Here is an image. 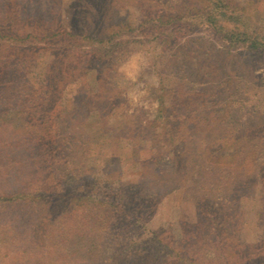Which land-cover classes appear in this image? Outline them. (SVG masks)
I'll use <instances>...</instances> for the list:
<instances>
[{
    "label": "rangeland",
    "instance_id": "obj_1",
    "mask_svg": "<svg viewBox=\"0 0 264 264\" xmlns=\"http://www.w3.org/2000/svg\"><path fill=\"white\" fill-rule=\"evenodd\" d=\"M205 1L0 0L15 2L19 20L46 19L103 42L81 38L75 75L55 72L64 119L56 141L41 140L60 150L12 134L18 117L11 128L0 120V158L12 159L0 196L44 183L90 201L42 230L39 213L0 206V264H142L147 256L151 264H264V43L254 51L228 42L206 22ZM246 1L255 7L237 30L263 37L264 0L233 2ZM193 6L166 26L148 20ZM36 40L1 59L9 90L46 87L49 66L69 47ZM0 90L3 118L22 95ZM111 190L121 204L150 200L149 220L112 229Z\"/></svg>",
    "mask_w": 264,
    "mask_h": 264
},
{
    "label": "trees",
    "instance_id": "obj_2",
    "mask_svg": "<svg viewBox=\"0 0 264 264\" xmlns=\"http://www.w3.org/2000/svg\"><path fill=\"white\" fill-rule=\"evenodd\" d=\"M233 1L234 0H206V6L203 11V14H205L206 22L209 25L213 26V28L217 31H225V35L223 38L228 42H245V44L249 43V45H247L248 49L258 51L260 46H262L264 43V36L249 38L245 35V33L240 32V28L239 30H237V26H240L243 17L246 16L247 12L249 13L252 11L250 8L251 6H254V3L252 1H246L244 5H240ZM14 3L11 2L9 5H6L4 7H1L0 5V89L10 91L7 92L8 96L13 95L14 97H19L22 95V97L18 98L19 103H15V105L12 107L13 110L11 109L10 105H8L7 110L4 111L5 115L3 116V118H0V120H3V122L5 121V125L11 128V126H13L14 120L12 121L10 117H18V122L14 121V124H18L16 126L17 129L13 130L12 134H23L27 136L28 139H31L32 137V139H37L36 144H38L39 146H44V148H48L52 152L58 151L60 150V147L53 148L52 145L54 146L56 143V139L59 138L58 126L62 118L64 119L65 106L63 107V103L60 99L61 97L54 98V90L59 84L58 83L56 85L57 76H55V72L60 70L63 72H68L69 70V76L72 77V75H75V67L77 66L76 62L78 60L77 57L79 56V54L76 53L75 50L77 44L81 42V38L86 37L89 41H92V44H94L95 42H103L89 37L87 33H85V37H81L78 33H76L73 27L71 29H63L61 26H50L46 23V19L38 18L40 20H38L37 22H39V25L41 26L32 24L33 19L19 20L20 15L17 14ZM193 9L197 10V8L194 6L192 8L184 7L181 11L177 12L180 15L176 14L175 19L173 17L165 19L163 15L157 14L153 15V17H149L148 20L149 22L151 20V22L155 23L158 27H160L161 25L166 26L168 24H171L172 22L181 21L183 18H185V16L193 15ZM213 12L218 13L217 17L213 15ZM227 26H229V30L228 28H226ZM27 30H31V32L25 33ZM117 35L118 32L113 31L112 35H109V38H107L108 44L112 43V40L116 38ZM36 38L40 43H47L48 45L55 46L61 43H68L69 47L68 49L62 50L63 56L61 55L59 57H56L58 61L51 63V65L49 66L45 81V84H47L46 87L36 89L35 91L30 90L31 92L26 93H23V91L19 93L17 90H9L13 88L12 86H10L13 78L8 79L9 77L6 76L8 69H6L5 66H1V64H3L1 63V59L3 60L5 58L4 56H7L10 51V57L14 55V50L11 49V45H24L25 43ZM102 56L97 55L96 58L102 57V59H106V57L110 55L108 54ZM7 61L8 66L12 65L9 60ZM67 62H69L70 64L69 68L65 65V63ZM64 67H66L67 70H64ZM0 92H2V90H0ZM164 124L166 126V123ZM33 129L35 131H33ZM6 130L7 129L3 130V134L7 133ZM48 138L55 139V141L50 144H44V141L41 140ZM52 152L47 160L45 159L46 157L44 158L46 162L44 163L48 166L52 163L55 157V154ZM11 160L12 159L10 158H6L5 160L0 158L1 177L5 176L7 179L11 178L12 173H10L8 170V166L10 164L9 161ZM43 184L44 183H40V186H38V188L36 187V192L18 190L13 193L1 195L0 206H4V208L17 209L19 207H22L25 209V211H34L35 213H39L40 218L38 227L42 230V224H49L54 220H59V218L62 216L71 214L74 215V213L80 212L79 207H83L85 203L90 202L89 200H87L84 203V196L77 197L68 196L65 194L62 195L57 190H54L57 193H52L53 191H48L45 184ZM115 185L118 186L119 182H116ZM68 197H70L71 199L64 201V199ZM107 197L114 200L108 203L110 208L115 212V215H113L112 217L113 225H111V228H115L119 232L124 231L127 233L129 231V228H131L134 224L138 225L140 223H144L146 220H149L151 214H153L152 209H150V212L148 211V214H145V208L150 204V200L140 201L139 199L132 198L125 204H121L118 203V200H116L117 192H114L112 190L109 191V193L107 192ZM154 201L157 202L155 199ZM95 206L99 205H95L94 203L93 207L95 208ZM45 234L46 229L43 231V236ZM151 261L152 260H150L147 256L142 264H151Z\"/></svg>",
    "mask_w": 264,
    "mask_h": 264
}]
</instances>
